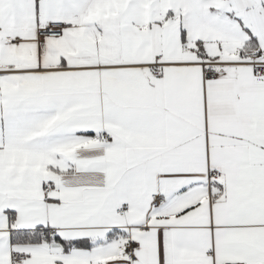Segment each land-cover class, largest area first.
<instances>
[{"label": "snow or ice", "instance_id": "6c2138e0", "mask_svg": "<svg viewBox=\"0 0 264 264\" xmlns=\"http://www.w3.org/2000/svg\"><path fill=\"white\" fill-rule=\"evenodd\" d=\"M0 264H264V0H0Z\"/></svg>", "mask_w": 264, "mask_h": 264}]
</instances>
